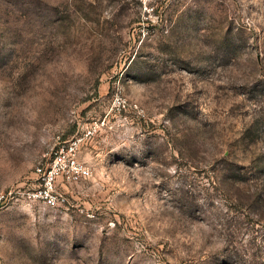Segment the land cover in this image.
I'll return each mask as SVG.
<instances>
[{"label": "rangeland", "instance_id": "1", "mask_svg": "<svg viewBox=\"0 0 264 264\" xmlns=\"http://www.w3.org/2000/svg\"><path fill=\"white\" fill-rule=\"evenodd\" d=\"M0 264H264V0H0Z\"/></svg>", "mask_w": 264, "mask_h": 264}, {"label": "built area", "instance_id": "2", "mask_svg": "<svg viewBox=\"0 0 264 264\" xmlns=\"http://www.w3.org/2000/svg\"><path fill=\"white\" fill-rule=\"evenodd\" d=\"M79 142V139L65 142L52 152L46 165L37 167L38 185L29 192L30 197L41 199L54 207L64 200L58 192L59 177L66 176L69 180H78L90 174L88 166L77 157Z\"/></svg>", "mask_w": 264, "mask_h": 264}]
</instances>
